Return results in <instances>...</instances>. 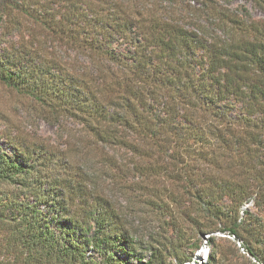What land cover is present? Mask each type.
I'll return each instance as SVG.
<instances>
[{"label":"trees","instance_id":"16d2710c","mask_svg":"<svg viewBox=\"0 0 264 264\" xmlns=\"http://www.w3.org/2000/svg\"><path fill=\"white\" fill-rule=\"evenodd\" d=\"M248 1L264 14V0ZM230 2L0 0V83L104 147L85 144L75 165L66 150L6 133L21 162L0 152V183L16 185L0 193V226L27 253L22 264H97L75 234L106 248V264L110 247L130 255L139 231L110 184L178 234L145 264H162L180 234L215 231L242 240L245 255L209 235L206 264H264V19ZM39 184L59 232L26 200Z\"/></svg>","mask_w":264,"mask_h":264},{"label":"rangeland","instance_id":"374dc122","mask_svg":"<svg viewBox=\"0 0 264 264\" xmlns=\"http://www.w3.org/2000/svg\"><path fill=\"white\" fill-rule=\"evenodd\" d=\"M233 8L245 7L249 13L255 19H264V14L248 0H231L229 3ZM28 99L24 98L15 89H12L2 83H0V152L6 153L9 157L13 158L17 162H21V159L16 155L15 150L8 144L6 133H15L14 130L24 135L35 136L36 138L50 143L54 150L62 152L66 150L69 155L70 161L73 164H81L85 159V151L89 150V147H85V144L91 143L89 139L81 138L80 129L81 126L70 120L63 118L58 124L49 123L38 116L36 112L28 107ZM90 146V145H88ZM93 146V154L101 152L104 147L100 144L91 143ZM90 149V150H92ZM137 179V178H135ZM109 182V181H107ZM16 187L15 184L0 183L1 192H11ZM108 193L116 200L118 207H120L127 214V221L133 225L135 230L139 231V234H134L136 238V245L134 249L125 247L127 251L131 250L130 255L126 254L121 248L110 247L108 253L115 257V264H145L148 256L150 255L151 246L157 244H165L170 239L176 237L178 234H162L163 228L159 227L157 221L147 220V215L144 212L146 207H142L139 203H131L126 200V197L118 190L115 185L110 184ZM46 186L40 184L36 191L29 193L26 197L27 202L35 205V208L42 212H48L47 219L51 222V226L55 232H59L56 229L57 219L55 212L50 207L43 203H37V194L42 192L46 193ZM143 211V212H142ZM61 236V234H55ZM181 235V243L176 251L169 250L165 253L164 262L162 264H181L178 257L179 255H186L189 260L196 259L200 254L206 251L208 254V260L212 251V243L209 240V235L214 236V243L216 246H222L226 251L229 250V245L234 243L239 249V253L245 255V251L242 248V240L237 242L236 238L231 237L228 233L222 231H215L211 234H196L188 232ZM8 236L6 230L0 226V264H22V259L27 257V253L23 251H14L13 247L8 243ZM76 240L83 245V257L88 262L97 264H106L104 251L106 248L95 249L92 243H88L83 237L77 238L78 234H75ZM83 236H87L84 234ZM209 241V243H208ZM241 243V244H240ZM218 244V245H217ZM122 250V251H121ZM253 264H257L258 261L253 257ZM43 264V263H36Z\"/></svg>","mask_w":264,"mask_h":264},{"label":"built area","instance_id":"2783aa9c","mask_svg":"<svg viewBox=\"0 0 264 264\" xmlns=\"http://www.w3.org/2000/svg\"><path fill=\"white\" fill-rule=\"evenodd\" d=\"M208 253L204 251L202 254L198 256V258H194L192 260H189L187 262H184L182 264H206V261L208 259Z\"/></svg>","mask_w":264,"mask_h":264}]
</instances>
